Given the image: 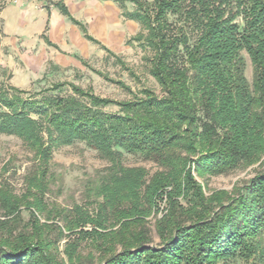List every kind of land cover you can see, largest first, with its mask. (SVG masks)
Returning <instances> with one entry per match:
<instances>
[{
  "label": "trees",
  "instance_id": "trees-1",
  "mask_svg": "<svg viewBox=\"0 0 264 264\" xmlns=\"http://www.w3.org/2000/svg\"><path fill=\"white\" fill-rule=\"evenodd\" d=\"M129 1L134 9L120 2L122 15L140 31L127 43L150 52L148 70L161 95L148 86L135 92L95 68L130 97H103L73 82L64 95L50 93L63 82L37 91L0 83V132L18 137L33 159L21 192L0 182V264H218L237 257L264 264V0ZM109 105L118 110L106 111ZM76 141L107 166L86 183L85 203L48 202L61 180L52 147ZM122 151L158 169L149 175L126 166ZM259 161L252 177L208 195L192 175ZM164 198L151 228L148 217Z\"/></svg>",
  "mask_w": 264,
  "mask_h": 264
},
{
  "label": "rangeland",
  "instance_id": "rangeland-1",
  "mask_svg": "<svg viewBox=\"0 0 264 264\" xmlns=\"http://www.w3.org/2000/svg\"><path fill=\"white\" fill-rule=\"evenodd\" d=\"M151 1V0H149ZM50 0H45V3L49 4ZM240 27L243 25L242 20L238 19ZM2 19L0 17V34H1ZM2 48V47H1ZM98 52L86 59L88 67L83 63L79 68L74 67H58L49 65L45 73L42 76L34 80L31 85H23L25 89H31L37 91L40 88H50L55 82H63V85L53 91L52 94L64 95L70 93V87L66 82H73L84 88L92 86L94 93L103 97L126 99L130 97V94L124 89L119 88L115 83L105 80L102 76L91 70L95 68L97 70L108 73L109 76L120 79L125 82L133 91H138L143 86H148L154 90L158 95H161L160 87L154 78L150 75L148 70V63L146 57L150 56V52L147 48H144L142 44L134 41L130 46H127L123 53L119 56L124 61L126 66L117 64L114 62V58L111 55L106 56L105 51L100 47ZM5 53L6 49H2ZM245 59V76L249 82L252 81V66L249 56L245 51H242ZM4 56L0 55V83L6 85L7 83H13V79L10 76L9 67L5 66ZM13 61V60H12ZM9 64V62H8ZM13 65V62L11 63ZM130 68L133 71V75L129 72ZM20 83L25 84L26 79L17 78ZM25 96H28L26 94ZM108 112H114L118 110L115 105H109L104 107ZM52 163L53 169L60 173L61 180L56 187H53L52 192L47 194L46 200L48 202L54 201L63 206H72V203H85L86 197L84 195V189L86 183L90 180H95L98 176V172L103 171V168L107 166V162L101 158L96 150L88 147L82 141H76L71 145H63L52 147ZM31 152L24 146L23 142L15 135L5 134L0 132V182L9 181L14 187L16 192H21L24 189V175L28 168L32 164ZM122 161L126 166H143L147 169L148 174L154 173L158 166L155 162L145 160L138 154L128 153L122 151ZM259 162L248 166L246 168H237L233 171L225 174L200 177L195 172H192L194 179L204 185L203 189L206 195L211 193L212 190L224 189L231 190L234 185L249 179L255 172L261 168ZM59 186V189L57 187ZM164 200H159L158 205L159 212L151 214L148 217L151 228H153V222L156 217L161 216L162 209L165 208ZM1 215V210H0ZM22 217L24 221L29 218L27 210L22 211ZM61 225V223H58ZM65 240L60 241V245H64ZM262 260L256 257H250L248 259L242 258H228L227 260L219 261L218 264H261Z\"/></svg>",
  "mask_w": 264,
  "mask_h": 264
},
{
  "label": "crops",
  "instance_id": "crops-1",
  "mask_svg": "<svg viewBox=\"0 0 264 264\" xmlns=\"http://www.w3.org/2000/svg\"><path fill=\"white\" fill-rule=\"evenodd\" d=\"M120 2L128 11L134 9L129 0H63L60 5L45 0H0V55L11 70L10 84L25 89L23 85L39 79L50 64L79 68L99 47L106 56L104 47L119 56L134 42L127 40L140 31L137 21L122 15ZM20 77L26 79L25 84Z\"/></svg>",
  "mask_w": 264,
  "mask_h": 264
},
{
  "label": "built area",
  "instance_id": "built-area-1",
  "mask_svg": "<svg viewBox=\"0 0 264 264\" xmlns=\"http://www.w3.org/2000/svg\"><path fill=\"white\" fill-rule=\"evenodd\" d=\"M49 1V0H48ZM63 0H50L49 3H56V2H62Z\"/></svg>",
  "mask_w": 264,
  "mask_h": 264
}]
</instances>
